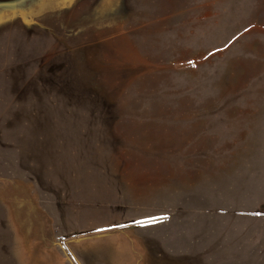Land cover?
Masks as SVG:
<instances>
[{
	"label": "rangeland",
	"instance_id": "1",
	"mask_svg": "<svg viewBox=\"0 0 264 264\" xmlns=\"http://www.w3.org/2000/svg\"><path fill=\"white\" fill-rule=\"evenodd\" d=\"M0 264H264V0H0Z\"/></svg>",
	"mask_w": 264,
	"mask_h": 264
},
{
	"label": "snow or ice",
	"instance_id": "2",
	"mask_svg": "<svg viewBox=\"0 0 264 264\" xmlns=\"http://www.w3.org/2000/svg\"><path fill=\"white\" fill-rule=\"evenodd\" d=\"M147 222L148 223H151V222H154V220H153V218H147ZM135 223L142 224L144 222H142V221H136Z\"/></svg>",
	"mask_w": 264,
	"mask_h": 264
}]
</instances>
